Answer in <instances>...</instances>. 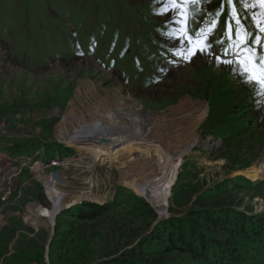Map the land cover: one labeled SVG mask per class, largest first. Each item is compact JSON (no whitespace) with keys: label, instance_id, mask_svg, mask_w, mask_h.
Wrapping results in <instances>:
<instances>
[{"label":"rangeland","instance_id":"rangeland-1","mask_svg":"<svg viewBox=\"0 0 264 264\" xmlns=\"http://www.w3.org/2000/svg\"><path fill=\"white\" fill-rule=\"evenodd\" d=\"M166 5L0 0V264H193L189 253L150 251L158 242L165 246L160 232L172 218L207 207L264 213V173L257 180L236 173L264 162V96L245 83L240 64L221 62L241 52L242 46H230L236 12L250 46L264 55V9L256 4L245 10L239 0L231 6L227 0L183 5L185 30L193 39L206 30L201 45L211 44L214 55H208L176 32L180 17ZM189 47L196 54L188 59L175 52ZM116 100L166 115L165 126L179 121L174 110L181 101L206 107L194 129L198 142L182 157L160 206L123 186L120 171L95 148L58 136L72 134L70 115ZM145 147L133 144L130 154L124 146L109 151L117 163L134 164ZM90 183L107 199L104 212L86 215L79 204L99 203L83 201L58 211L52 224L39 215V207L53 206L47 188L55 184L67 199ZM263 255L264 246L262 263Z\"/></svg>","mask_w":264,"mask_h":264},{"label":"bare ground","instance_id":"bare-ground-1","mask_svg":"<svg viewBox=\"0 0 264 264\" xmlns=\"http://www.w3.org/2000/svg\"><path fill=\"white\" fill-rule=\"evenodd\" d=\"M137 104L128 100L95 104L89 109L70 115L71 124L72 126L75 125L72 134L63 131L59 132L58 136L60 139H64V136L68 134L70 138L68 142L71 145L79 147L85 144L91 149L95 148L97 153L107 157L108 162L112 161L107 165L120 171L123 186L140 192L152 204L160 206L163 203L165 192L174 181L182 157L190 152V148L198 142L199 138L194 133V129L206 116V107L198 101H181L174 110L179 113V121L174 125L168 122L165 126V123L162 125L161 122L167 117L166 115L160 114L159 116L147 111L142 113ZM133 144L141 147L146 146V150L139 149V155L133 159L136 162L134 164L117 163V156L109 151L115 147L124 146V151L130 154ZM110 154L111 156H109ZM236 173L251 180L260 179L264 173V162L239 170ZM47 191L50 193L53 206L51 209L39 207L38 211L39 215L46 218L50 224L53 223V216L65 207H72L83 201H97L100 205L108 203L107 199H100L91 190V183L67 199L55 187V184L47 188ZM99 200L102 201L99 202Z\"/></svg>","mask_w":264,"mask_h":264},{"label":"trees","instance_id":"trees-1","mask_svg":"<svg viewBox=\"0 0 264 264\" xmlns=\"http://www.w3.org/2000/svg\"><path fill=\"white\" fill-rule=\"evenodd\" d=\"M81 206L92 217L109 205L85 202L77 207ZM155 209L162 215L161 210ZM163 229L160 241L166 244L158 242L159 248L152 246L150 251L154 253L167 248L182 251L189 253L193 264H264L258 259L264 246V213L248 215L235 208L207 207L186 217L172 218ZM215 231H221L222 236Z\"/></svg>","mask_w":264,"mask_h":264},{"label":"snow or ice","instance_id":"snow-or-ice-1","mask_svg":"<svg viewBox=\"0 0 264 264\" xmlns=\"http://www.w3.org/2000/svg\"><path fill=\"white\" fill-rule=\"evenodd\" d=\"M200 3V0H167L166 7L173 8L177 12V15L180 17L179 23L182 27L177 28L176 32L180 33L182 37L187 36L189 44L197 48V51L200 53H205L208 55H214L210 49V43H204L201 45V39L206 37L207 32L205 29L201 28L196 31L195 39L188 35L186 29V18L188 13L183 9V5H192ZM228 5H233L234 0H227ZM241 6L246 10L248 7H255L256 4H259L262 9H264V0H254V3L249 4L248 0H239ZM212 15V14H210ZM215 16H219V11L215 13ZM261 16H264V11H262ZM236 29H235V39L231 47H241V52L237 53L234 59H223L217 56L216 59L221 60L222 63L227 65H232L233 63L240 64L242 68V75L245 77V83L251 85L255 94L264 96V55H257L252 46H250L247 37L248 32L246 29L242 28V21L239 17V12L235 13L234 16ZM253 19L255 20V13L253 14ZM216 20L213 19L210 23V27L214 26ZM229 29L231 25L228 26ZM259 32L264 33V23L259 26ZM226 36H229L232 39V35L226 31ZM243 36V38H241ZM259 38V37H258ZM219 42V41H218ZM176 54L182 55L185 59H188L190 56L195 55L196 52L193 51L192 47H189L186 50L176 49ZM228 54V49H224V55Z\"/></svg>","mask_w":264,"mask_h":264}]
</instances>
